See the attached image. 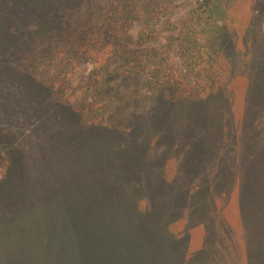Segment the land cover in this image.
<instances>
[{
	"label": "rangeland",
	"instance_id": "1",
	"mask_svg": "<svg viewBox=\"0 0 264 264\" xmlns=\"http://www.w3.org/2000/svg\"><path fill=\"white\" fill-rule=\"evenodd\" d=\"M0 1V151L7 162L0 176V264H98L99 255L110 263L93 227L77 217L97 204L93 185L102 183L110 184L106 192L114 199L124 188L125 202L149 215L169 211L180 216L175 232L182 221L194 225L188 221L191 206L177 204L175 197L191 198V187L212 190V203L218 213L224 210L233 235L218 254L219 264H251L252 253L242 245L253 224L264 243V220L257 213L263 206L264 214V0H222L231 1L226 19L219 21L225 27L220 45L227 52L219 61L222 87L212 96L200 93L195 101L168 96L159 105L149 100L148 74L138 66L128 77H107L87 95L82 90L94 76L93 67L90 59H82L68 91L58 92L62 103L27 70L22 59L38 47L33 45L38 27L53 31L96 0H28V24H18L8 13L24 7L20 0ZM134 1L141 3V22L128 19ZM200 2L102 0L108 5L103 15H120L117 22L126 23L110 42L116 57L107 71H128L130 52L151 55L169 47L178 75L196 97L201 88L186 78L190 57L181 40L182 23L196 19ZM158 3L166 11L159 20ZM205 18L195 20L197 30L204 28ZM141 33L144 42L138 40ZM145 67L149 71L152 64ZM240 205L244 211L256 206L238 218L241 224ZM192 236L199 246L201 230Z\"/></svg>",
	"mask_w": 264,
	"mask_h": 264
},
{
	"label": "trees",
	"instance_id": "2",
	"mask_svg": "<svg viewBox=\"0 0 264 264\" xmlns=\"http://www.w3.org/2000/svg\"><path fill=\"white\" fill-rule=\"evenodd\" d=\"M23 1H26L27 4ZM23 1L20 0V4L24 7L15 15L12 13L15 11L13 9L8 12L17 20L18 24H28L26 23L28 22V12L26 11L28 10V0ZM101 1L89 2L84 10L79 11L77 18L64 19L61 26L53 31L45 32L44 28L39 26L38 32L34 34L33 45L38 47L29 50L22 60L23 63L25 61V66L33 74L34 79L48 90L51 98H56L62 103L61 95H58V92L65 94L68 91L69 78L82 59H90L93 67L94 76L82 90V93L87 95L101 87L107 77L113 78L122 74L128 77L137 66L142 72L148 74L149 100L154 101L157 105L165 103L164 99L168 100V96H171L172 100L195 101L200 98V93L212 96L222 87L221 82L224 77L221 73L224 67L219 65V61L224 55L222 52L225 55L227 52L224 51L226 47L220 45L219 39L225 27L221 26L219 21L226 19V8L231 6V1L201 0L196 8L199 12L196 19L190 17L182 23V31H185V36L181 42L190 57L186 78H193L194 83L201 88L199 94L193 98H191V89L185 85L186 81L178 75L172 63L169 47L164 50H156L151 55L145 51L130 52L129 55L132 56L130 60L133 65L128 71L125 73L119 71L109 73L107 71L108 63L116 57V48L110 42L118 39L119 34L116 31L126 23L119 24L117 22L120 15L116 18L103 15L101 12L105 11L108 5ZM132 4L131 2L128 5L131 12L128 19L141 22L143 13L140 8L141 3L134 1V10L131 7ZM196 10L194 12H197ZM21 12L24 15H20ZM154 12L157 20L166 14L163 4L160 3L156 5ZM202 15H206L205 25L204 28L197 30L199 24H195V20L200 22ZM148 36L149 39L152 38L150 35ZM48 39H51L49 40L51 43L40 45ZM138 40L140 42L146 40L144 33L140 34ZM173 41L174 38L170 37V45ZM148 63L152 64V69L149 71L145 67ZM140 70L138 71L140 72ZM81 107L84 108V106ZM127 130L129 131L128 127ZM78 165L81 164L78 163ZM6 168V158L0 151V176ZM82 182L80 181V183ZM109 186L110 184L102 183L97 186V189L93 185L96 191L94 201L96 200L97 204H94L91 210L87 211L86 209V212L81 209L77 217L79 223L93 227L94 235L110 255L109 260H111L110 263L113 262L112 264H219L220 256L218 257V254L221 251L224 252L222 246H228L229 241L233 239L231 227L223 217L224 210L221 209L222 212L218 213L216 205L212 203L215 202L210 195L212 190L206 193L196 187H191L193 188L189 191L191 198L186 199L185 196L183 200L182 196L175 197L174 201L177 204L185 201L191 206L189 213L192 219L188 221L190 224H194L188 225L187 222L184 224L182 221L180 224L183 225V228L175 232L173 227L182 220L179 218L180 216L169 211H158L155 217L149 215L146 210L132 205V202L128 203V200L125 202L128 194L124 188L118 192L114 199L109 192H106ZM93 188H89L91 193ZM195 192L196 194H194ZM227 193L230 195L231 191ZM254 202H257L256 197L253 198ZM258 207L261 210L257 213H261L264 220L263 206ZM243 208L245 207L241 205L237 208V219L244 216L246 210L244 211ZM248 208L247 214L250 209L256 208V206ZM89 215L92 219L89 218ZM238 221L239 224L243 222L241 219ZM252 224L250 222L251 226ZM196 229H200L202 232L199 246V242H192V233ZM255 229L254 224L253 227H249L247 235H245L247 240L242 246L249 248L250 254L252 253L251 264H264V243L261 242V237L254 232ZM249 231H253V233ZM252 235L256 238H253ZM177 243L183 244V246ZM225 249H229V247ZM94 256L95 254L91 259ZM100 260L99 255L98 264H110L107 260L104 262ZM79 264L91 263L81 260Z\"/></svg>",
	"mask_w": 264,
	"mask_h": 264
}]
</instances>
